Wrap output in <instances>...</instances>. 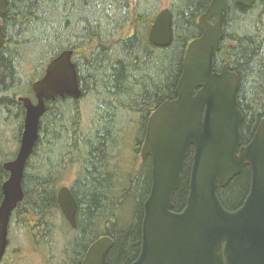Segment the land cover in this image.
Segmentation results:
<instances>
[{
	"label": "trees",
	"instance_id": "16d2710c",
	"mask_svg": "<svg viewBox=\"0 0 264 264\" xmlns=\"http://www.w3.org/2000/svg\"><path fill=\"white\" fill-rule=\"evenodd\" d=\"M212 1L8 0L7 13L0 15L5 34L0 48V115L4 124L13 116L21 121L18 143L25 115L18 99L35 101L33 83L64 51L74 52L83 92L80 100L46 102L39 137L26 164L24 199L11 223L24 229L36 249L51 250L55 216L61 211L58 192L73 175L69 187L77 203V227L65 246L62 264H82L89 248L103 237L114 241L108 264H133L138 259L144 204L152 187L151 160H140L148 120L159 106L176 99L188 45L201 37L199 19ZM253 4L248 9L238 0H228L224 38L214 58L218 72L228 66L239 76L243 145L264 119V1ZM165 8L172 14L173 40L169 47L158 48L149 42V32ZM36 49L40 52L35 74L25 79L29 75L22 70L25 53ZM87 98L92 111L84 127L81 101ZM133 125L138 135L131 141L132 157L124 169L121 149ZM16 154L0 138V204L9 177L3 165ZM192 162L190 148L174 196L176 212L187 202ZM250 188L251 171L245 167L218 189V196L227 210L235 211Z\"/></svg>",
	"mask_w": 264,
	"mask_h": 264
},
{
	"label": "water",
	"instance_id": "95a60500",
	"mask_svg": "<svg viewBox=\"0 0 264 264\" xmlns=\"http://www.w3.org/2000/svg\"><path fill=\"white\" fill-rule=\"evenodd\" d=\"M253 1L238 0L248 9ZM227 2L213 0L200 17L202 35L188 45L176 99L149 117L141 159L151 160L152 187L144 204L141 253L133 264H264V119L252 140L243 145L239 76L228 66L220 72L214 67L224 38ZM8 4L0 0V15L7 13ZM4 39L0 26V48ZM172 40V14L165 8L154 20L149 42L167 48ZM73 54L64 51L48 64L44 76L32 85L35 102L18 99L25 117L17 155L3 165L9 177L1 189L0 264L9 246L11 217L24 199V172L39 137L46 102L83 96ZM190 148L189 195L183 210L176 212L174 196ZM245 167L251 171L250 193L239 209L229 211L218 189L225 188ZM57 200L65 219L76 229L77 203L71 189L62 187ZM113 246L111 238L97 240L82 264H108Z\"/></svg>",
	"mask_w": 264,
	"mask_h": 264
},
{
	"label": "rangeland",
	"instance_id": "374dc122",
	"mask_svg": "<svg viewBox=\"0 0 264 264\" xmlns=\"http://www.w3.org/2000/svg\"><path fill=\"white\" fill-rule=\"evenodd\" d=\"M39 52V49L26 51L22 62V70L25 74L27 73L29 75L25 79H30L34 76L35 66L37 65L36 61L39 60ZM81 106L83 111V126L87 127L90 113L92 111V105L87 98L81 101ZM3 122V117L0 115V138L3 139L6 149L9 152L15 153L20 147V142L18 143L16 138L18 135V125L21 121L16 120L13 116L9 119L8 124H4ZM130 133L131 135L127 140V144L121 149L122 159H124V161L122 160L124 163V169H127L130 165L132 157V151L130 148L131 141L138 135L135 125L132 126ZM73 180L74 176L72 175L70 178L66 179L63 186L69 187ZM127 220H129V214ZM55 226L54 244L51 246V250H47L50 246L47 248L41 246L36 249L29 242L24 229L18 227L16 222H13L9 230L10 245L3 264H62L65 259V246L74 237L75 233L61 211L56 213Z\"/></svg>",
	"mask_w": 264,
	"mask_h": 264
},
{
	"label": "flooded vegetation",
	"instance_id": "af4514ba",
	"mask_svg": "<svg viewBox=\"0 0 264 264\" xmlns=\"http://www.w3.org/2000/svg\"><path fill=\"white\" fill-rule=\"evenodd\" d=\"M214 20H212V22H213Z\"/></svg>",
	"mask_w": 264,
	"mask_h": 264
},
{
	"label": "bare ground",
	"instance_id": "6f19581e",
	"mask_svg": "<svg viewBox=\"0 0 264 264\" xmlns=\"http://www.w3.org/2000/svg\"><path fill=\"white\" fill-rule=\"evenodd\" d=\"M254 5V4H253ZM234 28V27H233Z\"/></svg>",
	"mask_w": 264,
	"mask_h": 264
}]
</instances>
